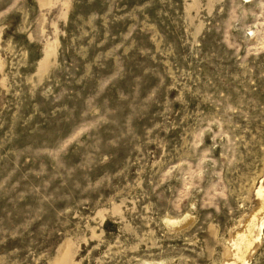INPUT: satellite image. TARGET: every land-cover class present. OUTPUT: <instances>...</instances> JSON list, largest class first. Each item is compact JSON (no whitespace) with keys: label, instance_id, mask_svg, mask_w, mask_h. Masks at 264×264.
<instances>
[{"label":"rangeland","instance_id":"rangeland-1","mask_svg":"<svg viewBox=\"0 0 264 264\" xmlns=\"http://www.w3.org/2000/svg\"><path fill=\"white\" fill-rule=\"evenodd\" d=\"M261 188L264 0H0V264H264Z\"/></svg>","mask_w":264,"mask_h":264},{"label":"bare ground","instance_id":"bare-ground-1","mask_svg":"<svg viewBox=\"0 0 264 264\" xmlns=\"http://www.w3.org/2000/svg\"><path fill=\"white\" fill-rule=\"evenodd\" d=\"M258 191H260V195H263L264 194V189H260V190H258ZM259 195V194H258ZM262 198H263V200H264V195L262 196ZM262 200V199H261ZM263 203V208L262 209H264V201L262 202ZM263 220L261 221V223H260V225L257 227V229H258V236H257V238H259L260 237V233H261V230H262V227H263ZM250 238V237H249ZM241 243H243L244 244V248H247V247H249V246H251V244H252V242H251V238L250 239H248V241L246 240V238H244V239H242V241H241ZM243 264H247V262H243Z\"/></svg>","mask_w":264,"mask_h":264}]
</instances>
